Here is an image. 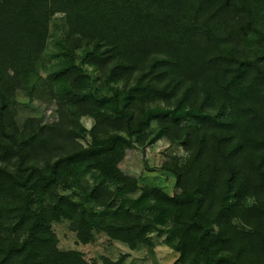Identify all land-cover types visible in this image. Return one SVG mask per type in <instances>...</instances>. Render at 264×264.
<instances>
[{
	"label": "trees",
	"instance_id": "16d2710c",
	"mask_svg": "<svg viewBox=\"0 0 264 264\" xmlns=\"http://www.w3.org/2000/svg\"><path fill=\"white\" fill-rule=\"evenodd\" d=\"M56 12L67 33L44 76ZM18 91L56 119L20 122ZM160 138L186 152L161 166L178 193L120 167ZM65 220L83 244L156 232L174 264H264V0H0V264H91L59 247Z\"/></svg>",
	"mask_w": 264,
	"mask_h": 264
},
{
	"label": "rangeland",
	"instance_id": "374dc122",
	"mask_svg": "<svg viewBox=\"0 0 264 264\" xmlns=\"http://www.w3.org/2000/svg\"><path fill=\"white\" fill-rule=\"evenodd\" d=\"M67 33L66 16L63 12H56L50 18L49 39L44 55L42 72L44 76L47 72L60 64L62 53L57 45V41L64 38ZM84 69L90 75V88L101 93L99 88V73L92 70L91 66L84 64ZM16 115L20 122L29 115L42 116L44 121L49 122L56 119V105L54 101L29 97L24 91H18L16 96ZM82 123L89 129L94 124L92 117H83ZM90 137L82 141L88 143ZM186 152L179 145L170 144L165 138L148 144L145 147H135L129 149L124 159L120 162V167L128 174L135 175L141 186L156 185L169 193H178L175 187L174 177L162 169V164L173 163L175 159L183 160ZM53 229L59 239V247L62 249H78L91 263H101L102 257L107 256L117 259L121 254H126V264H174L178 253L173 250L165 241V235H158L154 232L150 235L149 244H143L136 249H131L123 242L110 239L103 233L96 234L94 241L83 244L77 239L76 233L70 229L69 221L54 223Z\"/></svg>",
	"mask_w": 264,
	"mask_h": 264
}]
</instances>
